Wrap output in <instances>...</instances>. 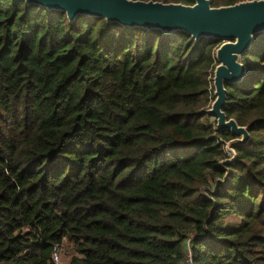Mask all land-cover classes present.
Instances as JSON below:
<instances>
[{
  "label": "trees",
  "instance_id": "16d2710c",
  "mask_svg": "<svg viewBox=\"0 0 264 264\" xmlns=\"http://www.w3.org/2000/svg\"><path fill=\"white\" fill-rule=\"evenodd\" d=\"M222 43L0 0V264H264V33L226 85L251 136L226 163Z\"/></svg>",
  "mask_w": 264,
  "mask_h": 264
},
{
  "label": "water",
  "instance_id": "95a60500",
  "mask_svg": "<svg viewBox=\"0 0 264 264\" xmlns=\"http://www.w3.org/2000/svg\"><path fill=\"white\" fill-rule=\"evenodd\" d=\"M49 11L67 15L70 23L79 16L103 19L129 29L160 31L165 35L184 32L196 42L213 39L223 42L216 51L219 63L214 72L215 101L208 114L222 131L235 137L225 149L236 159L234 147L247 144L251 136L247 127L228 119L223 111L227 103L226 85L241 83L247 73L242 56L249 52L256 36L264 33V0L244 1L233 6L212 7L209 0H193L188 6L175 3L135 0H23Z\"/></svg>",
  "mask_w": 264,
  "mask_h": 264
},
{
  "label": "rangeland",
  "instance_id": "374dc122",
  "mask_svg": "<svg viewBox=\"0 0 264 264\" xmlns=\"http://www.w3.org/2000/svg\"><path fill=\"white\" fill-rule=\"evenodd\" d=\"M205 122L214 124L215 119L208 117L205 119ZM73 255L74 251L72 250V247L68 243H65L64 247H62L58 252L59 264H67L72 259Z\"/></svg>",
  "mask_w": 264,
  "mask_h": 264
},
{
  "label": "built area",
  "instance_id": "2783aa9c",
  "mask_svg": "<svg viewBox=\"0 0 264 264\" xmlns=\"http://www.w3.org/2000/svg\"><path fill=\"white\" fill-rule=\"evenodd\" d=\"M60 249H56L55 253H54V261L56 264H59V257H58V252ZM185 264H192V259L191 256L188 257L187 261L185 262Z\"/></svg>",
  "mask_w": 264,
  "mask_h": 264
}]
</instances>
